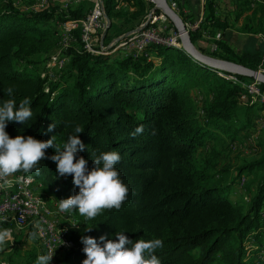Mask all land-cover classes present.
Here are the masks:
<instances>
[{"label": "trees", "instance_id": "1", "mask_svg": "<svg viewBox=\"0 0 264 264\" xmlns=\"http://www.w3.org/2000/svg\"><path fill=\"white\" fill-rule=\"evenodd\" d=\"M102 3L104 17L111 22L104 38L107 46L137 31L149 5L147 0H127L131 11L117 10L118 0ZM253 3L238 0L235 21L251 10ZM14 6L0 3V104L14 99L18 106L28 97L33 116L23 124L8 122L5 131L11 138L22 135L47 141L54 136V143L61 149L70 135H78L86 147L78 150L76 159L84 157L89 170L95 157L115 151L121 157L115 167L128 187L119 210L105 209L87 221L73 212L78 226L69 231L68 238L75 247L63 255L64 264H82L86 259L82 236L99 242L105 235L116 241L117 232L133 242L162 240L163 247L154 253L160 264H264V177L245 212L231 198L234 184L217 181V176L225 174L218 162L211 156L199 164L196 157L198 151L213 148L212 140L217 135L238 140L242 132L253 128L254 115L264 112V102L255 100L242 84L222 74L245 84L254 80L202 65L170 44H151L143 53L133 50L118 59L110 57L113 48L92 54L84 49L78 30L91 10L89 2L70 6L67 11L56 6L36 13H24ZM180 16L187 24L188 18L181 12ZM52 19L75 23L78 31L73 32L77 41L69 49L66 67L73 72V80L64 81V70L47 89L35 58L48 33L44 27ZM235 25L216 15V0H207L204 22L190 33V38L196 46L205 32L217 41L212 57L260 70L264 66L260 41L252 39L251 47L240 53L224 40L215 39ZM239 31L253 37L264 32L263 5L244 18ZM9 87L14 89L11 97L6 92ZM201 89L213 94L204 120L199 118L194 98V91ZM260 89L264 91L263 84ZM244 94L250 104L240 114ZM50 124L55 125L51 132ZM141 125L143 133L132 137L130 133ZM77 126L84 131L76 133ZM45 152L50 157L56 150ZM38 168L39 174L33 170L27 175L46 188L48 195L62 200L78 194L72 176H59L50 159L41 160ZM255 168L264 171V154L259 162L248 166L249 170ZM88 228L91 230L86 231ZM30 230L26 238L34 233ZM246 243L260 255L259 259L247 260ZM37 257L38 253L25 264H35Z\"/></svg>", "mask_w": 264, "mask_h": 264}, {"label": "clouds", "instance_id": "2", "mask_svg": "<svg viewBox=\"0 0 264 264\" xmlns=\"http://www.w3.org/2000/svg\"><path fill=\"white\" fill-rule=\"evenodd\" d=\"M14 89H6L7 95L12 96ZM30 98L25 97L17 106L14 99H8L0 104V189L11 186L9 177L17 172L28 174L33 170L39 174L38 163L43 159H50L56 164L59 176H72L73 184L79 192L67 199L59 200L58 209L62 213L77 211L85 220L96 218L103 210L115 208L119 210L128 194V187L120 179V173L115 165L121 157L115 151L101 153L93 159V168L88 169V161L84 157L76 159V153L85 150V145L78 135H70L63 149L54 143V136L47 141H41L28 136L18 135L11 138L5 131L8 122L25 123L31 119L33 112L29 105ZM55 128L50 124L48 131ZM83 128L77 126L76 133H82ZM143 126H138L130 135L135 137L142 134ZM55 148L56 153L46 156V149ZM102 165V166H101ZM91 228L86 229L90 231ZM37 234L32 233L33 238ZM117 240L107 239L105 235L97 239L82 236L83 252L86 259L82 264H160L154 254L163 247V241L133 240L123 233L117 232ZM12 239L11 229L0 230V250L7 241ZM102 245V246H101ZM53 255H39L35 264H50Z\"/></svg>", "mask_w": 264, "mask_h": 264}, {"label": "rangeland", "instance_id": "3", "mask_svg": "<svg viewBox=\"0 0 264 264\" xmlns=\"http://www.w3.org/2000/svg\"><path fill=\"white\" fill-rule=\"evenodd\" d=\"M120 1L121 0H119L118 2L119 5H128L127 0H123L122 2ZM147 1L149 5L147 7V13L144 18V23L142 24V32H150V26L160 28L166 38H176L175 43L164 44H173L174 46L181 48L182 43L176 28L172 27L170 20L165 16L164 13H157L159 10L155 9L156 5L153 0ZM72 2L73 0H0V3L3 4L12 3L13 5H15L14 7L24 11V13H36L38 11L47 9L52 10L56 8V6H59L61 10L67 11L70 9V7L66 9L64 6H66L67 4H71ZM82 2H89L91 4L90 0H83ZM101 20L104 21V30H106L108 26V18L107 16L106 18L104 17V13L103 15H101ZM60 25L72 27V24L66 25L63 24L60 20L56 21V19H52L44 27L46 28L45 30H48V33L41 42L40 53L35 58L38 63L43 62L41 65H37L38 63L36 64V67L39 68L40 71H44L48 60L52 56L58 55L64 48V31H61ZM185 25L187 31L189 32V35L191 32L196 31V29L194 28H188L187 24ZM78 30H80L82 43L85 49L88 39V32H86L87 24H84ZM78 30L74 29L73 27V32ZM139 34L140 31L131 32L126 36V38L118 39L107 48H103V51H109L113 48L110 54V57L112 59L123 57L125 56V54L120 53L122 52V49L126 47L129 48V45L130 47L134 46V41L132 40V38ZM74 39L77 41V37L75 35ZM216 42L217 41L207 39V35L204 32L202 38L198 41L195 47L201 53L208 56H213L218 48ZM124 50V52L128 51V49ZM132 51H128L127 54ZM63 54L64 56L70 58L69 50L64 51ZM68 69L66 68L62 74H65L63 75L64 81L71 82L73 80V72L68 71ZM262 70H264V66H262V68L258 71L263 72ZM210 92L211 91H202V89L194 91L196 107L199 113V118L201 120L205 119L206 107L208 103H210L213 99V94H211ZM249 104L250 101L241 100L240 106L242 109L240 110V114L245 111L244 109H246ZM252 120L254 122L253 128L250 127L247 131L242 132L238 140L231 141L229 137L217 135L215 139L212 140L213 148L200 150L198 151L196 156L199 164H202L205 160H207L208 157L211 156L214 161L218 162L220 171L225 174L217 176V181H220L225 185L234 184L232 185L230 193L231 198L235 205L243 209V211L245 212L248 211L250 204L255 194L257 193L258 186L262 182V179L264 177V171L262 169H248V166L250 164L259 162L264 154V148L261 147V143L264 141V112L261 113V115H254ZM41 189L44 190L45 193H47L46 188L41 186ZM73 212L69 213L72 216V219L76 220L77 215ZM30 231V229H12V239L10 241H7L2 250H0V264H25V262L31 256L39 253V244L36 238H33V236H29L28 238H26ZM246 248L248 261L252 262L256 258L259 259L260 255L252 251L250 243H246Z\"/></svg>", "mask_w": 264, "mask_h": 264}, {"label": "built area", "instance_id": "4", "mask_svg": "<svg viewBox=\"0 0 264 264\" xmlns=\"http://www.w3.org/2000/svg\"><path fill=\"white\" fill-rule=\"evenodd\" d=\"M82 1L73 0L71 4L64 7L67 9ZM90 2L91 10L84 18L87 22L86 32H88L85 50L92 54L94 52L102 54L103 48L109 46L104 43L106 30H104V21L101 20L102 0H90ZM60 28L61 31H64V48L58 55L52 56L48 60L46 68L41 74V77L47 81V89H49L50 83L58 80L70 62V58L64 56L63 52L68 51L72 47V43L76 42L73 27L60 25ZM137 31H140V39L135 40L134 46L129 49L136 50L138 53H143L148 45L175 43L176 40V38H166L160 28L155 26H150V32H142V26ZM262 71L264 73V70ZM222 76L242 84L255 100L264 102V91L260 89L259 82L245 84L234 76L224 74ZM241 100L247 101L248 95H242ZM9 180L11 186L0 189V230L5 228L11 229V231L13 228L18 230L33 229L37 234L35 238L39 244L38 256L53 255L50 264H64L63 255L75 247L68 238V233L72 228L78 226L77 219H72L70 213L60 212L58 209L59 200L45 193L35 178L21 171L13 174Z\"/></svg>", "mask_w": 264, "mask_h": 264}, {"label": "crops", "instance_id": "5", "mask_svg": "<svg viewBox=\"0 0 264 264\" xmlns=\"http://www.w3.org/2000/svg\"><path fill=\"white\" fill-rule=\"evenodd\" d=\"M206 1L207 0H171L170 3L172 5V8L180 15V12L184 14L188 18L187 27L188 28H198L201 23L204 22L205 13H206ZM119 2V0H118ZM253 4L251 7V10L247 11L245 15L239 19V21H235V13L238 9V0H216V15L221 18H226L231 23L236 24L234 28L228 29L224 36H221V34H217L216 38L217 40H224L229 45L234 47L238 52L242 53L244 50H247L250 48L252 44V39H256L257 41H260L262 45L264 46V32L258 34L257 36L253 37L251 34L240 32L239 29L241 28L244 18L247 16H251L253 14V10L258 5L264 6V0H253ZM121 9H130L128 5H118L117 10ZM193 23H190L192 22ZM72 24V27L75 28V23H68ZM66 24V25H68ZM108 27V26H107ZM111 27L107 28V33ZM141 28V27H140ZM138 28V29H140ZM137 29V30H138ZM207 39H211L210 37H207ZM124 49H128V51H131L129 48H123L121 54H127V52H124ZM264 58V53H263Z\"/></svg>", "mask_w": 264, "mask_h": 264}, {"label": "water", "instance_id": "6", "mask_svg": "<svg viewBox=\"0 0 264 264\" xmlns=\"http://www.w3.org/2000/svg\"><path fill=\"white\" fill-rule=\"evenodd\" d=\"M156 5L157 10L162 11L165 16L173 23L177 33L179 34L182 49L191 56L194 60L210 67L215 70L223 71L231 75H240L253 79L254 81L259 82L264 85V73L258 70L250 69L246 66L229 62L226 60L218 59L212 56L205 55L201 53L192 43L189 32L187 31L186 25L181 18V16L171 7L168 0H153ZM110 26V21L108 20V27ZM107 27V28H108ZM139 30V29H138ZM107 29L104 33L106 36ZM170 47H176L173 44L169 45Z\"/></svg>", "mask_w": 264, "mask_h": 264}, {"label": "bare ground", "instance_id": "7", "mask_svg": "<svg viewBox=\"0 0 264 264\" xmlns=\"http://www.w3.org/2000/svg\"><path fill=\"white\" fill-rule=\"evenodd\" d=\"M101 15H103V10H102V13H101ZM87 24V22L85 21V25ZM85 28V27H84ZM140 39V37L138 38V39H136V40H139ZM133 41H135V40H133ZM129 47H130V45H129Z\"/></svg>", "mask_w": 264, "mask_h": 264}]
</instances>
